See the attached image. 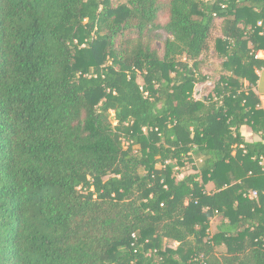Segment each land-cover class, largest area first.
<instances>
[{
  "label": "trees",
  "instance_id": "1",
  "mask_svg": "<svg viewBox=\"0 0 264 264\" xmlns=\"http://www.w3.org/2000/svg\"><path fill=\"white\" fill-rule=\"evenodd\" d=\"M260 51L264 0H0V264H264Z\"/></svg>",
  "mask_w": 264,
  "mask_h": 264
},
{
  "label": "rangeland",
  "instance_id": "2",
  "mask_svg": "<svg viewBox=\"0 0 264 264\" xmlns=\"http://www.w3.org/2000/svg\"><path fill=\"white\" fill-rule=\"evenodd\" d=\"M114 3H118V2H123L124 0H113ZM163 18V17H162ZM165 21V18L162 19V22ZM219 24L220 22L217 21V28H219ZM218 30L215 32V37L219 36V34L217 33ZM156 48L159 50V53L162 55L163 54V45L161 43H156L155 44ZM203 75L208 77V81L206 83H202V84H198L197 85V95L196 97L199 99L206 97L208 95H210V93L212 92L213 88H214V84L215 82H217L221 76V69H220V61L217 59L216 56L213 55H209L206 58V65L203 68ZM115 124V123H114ZM246 129H244V136H248L250 138H248V140L250 141H255V140H259L258 136L255 135H249L252 133H246ZM250 132V131H249ZM247 139V137H245ZM176 171L179 172L177 174L178 176V180L183 178V176L187 175V174H191L195 172V169L193 167V165L190 162H187V164L185 165V167H177ZM214 223H216V219L213 220ZM169 246H172L173 248H176V244L175 243H170Z\"/></svg>",
  "mask_w": 264,
  "mask_h": 264
},
{
  "label": "crops",
  "instance_id": "3",
  "mask_svg": "<svg viewBox=\"0 0 264 264\" xmlns=\"http://www.w3.org/2000/svg\"><path fill=\"white\" fill-rule=\"evenodd\" d=\"M258 75H259V80L257 82V85L255 87H253V90L256 93V95H258V97L260 98V100L262 102V108H264V69L262 71L258 72ZM244 129H246V131H247L246 133H252L250 128L244 127L242 129L243 135H245L244 134ZM249 135L252 136L253 133L249 134ZM245 137H247V140H248V138H250L248 136H245ZM255 141H257V140H255ZM250 142H252V141L250 140Z\"/></svg>",
  "mask_w": 264,
  "mask_h": 264
},
{
  "label": "built area",
  "instance_id": "4",
  "mask_svg": "<svg viewBox=\"0 0 264 264\" xmlns=\"http://www.w3.org/2000/svg\"><path fill=\"white\" fill-rule=\"evenodd\" d=\"M259 25H261V23H259ZM255 58L256 59H264V52L260 51V52L256 53ZM260 165L264 167V158L261 159ZM245 197H247L250 200H256L258 198V192L257 191H251L250 193L245 195Z\"/></svg>",
  "mask_w": 264,
  "mask_h": 264
}]
</instances>
